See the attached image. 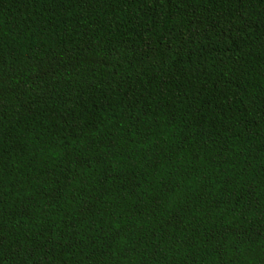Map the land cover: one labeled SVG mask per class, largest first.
<instances>
[{"label":"trees","instance_id":"1","mask_svg":"<svg viewBox=\"0 0 264 264\" xmlns=\"http://www.w3.org/2000/svg\"><path fill=\"white\" fill-rule=\"evenodd\" d=\"M0 264H264V0H0Z\"/></svg>","mask_w":264,"mask_h":264}]
</instances>
